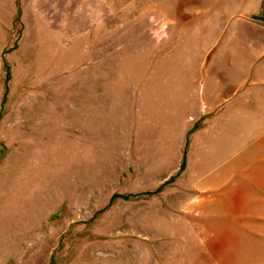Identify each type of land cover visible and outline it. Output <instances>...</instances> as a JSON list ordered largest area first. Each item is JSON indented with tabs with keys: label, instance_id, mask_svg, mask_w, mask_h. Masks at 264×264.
<instances>
[{
	"label": "rangeland",
	"instance_id": "rangeland-1",
	"mask_svg": "<svg viewBox=\"0 0 264 264\" xmlns=\"http://www.w3.org/2000/svg\"><path fill=\"white\" fill-rule=\"evenodd\" d=\"M201 1L0 0V264H264V90Z\"/></svg>",
	"mask_w": 264,
	"mask_h": 264
},
{
	"label": "crops",
	"instance_id": "crops-1",
	"mask_svg": "<svg viewBox=\"0 0 264 264\" xmlns=\"http://www.w3.org/2000/svg\"><path fill=\"white\" fill-rule=\"evenodd\" d=\"M263 5L264 0H205L197 12L198 30L213 35L210 39L213 43L203 56L217 49L221 40H227L225 49L234 57L231 72L241 74L245 69V78L254 90H264V23L259 20ZM251 34H258L259 38L254 39ZM235 108L237 115L241 114L240 108L245 109L246 118L256 123L253 128H264V96L247 97L245 101H238ZM234 163L228 167L264 169V132L251 141L250 147Z\"/></svg>",
	"mask_w": 264,
	"mask_h": 264
},
{
	"label": "water",
	"instance_id": "water-1",
	"mask_svg": "<svg viewBox=\"0 0 264 264\" xmlns=\"http://www.w3.org/2000/svg\"><path fill=\"white\" fill-rule=\"evenodd\" d=\"M263 9H264V5H263ZM259 20L264 23V15L260 17Z\"/></svg>",
	"mask_w": 264,
	"mask_h": 264
},
{
	"label": "trees",
	"instance_id": "trees-1",
	"mask_svg": "<svg viewBox=\"0 0 264 264\" xmlns=\"http://www.w3.org/2000/svg\"><path fill=\"white\" fill-rule=\"evenodd\" d=\"M182 167V166H181ZM123 200H125V199H127L128 197L127 196H125V197H121Z\"/></svg>",
	"mask_w": 264,
	"mask_h": 264
}]
</instances>
